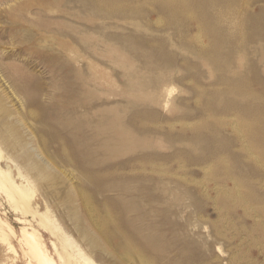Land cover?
Instances as JSON below:
<instances>
[{"label": "rangeland", "instance_id": "obj_1", "mask_svg": "<svg viewBox=\"0 0 264 264\" xmlns=\"http://www.w3.org/2000/svg\"><path fill=\"white\" fill-rule=\"evenodd\" d=\"M0 150L98 264H264V0H0Z\"/></svg>", "mask_w": 264, "mask_h": 264}, {"label": "bare ground", "instance_id": "obj_2", "mask_svg": "<svg viewBox=\"0 0 264 264\" xmlns=\"http://www.w3.org/2000/svg\"><path fill=\"white\" fill-rule=\"evenodd\" d=\"M1 153L0 150V158L3 157ZM18 176L21 180L19 182L16 181L15 177L11 174L9 166L7 168L0 166V191L4 193V196L8 201L7 203L10 204L12 210L21 215L20 217L15 218L16 221L21 224L18 232H16L14 227L5 218L0 216V238L5 242V250L16 253L15 247L11 241V238H15L18 242L26 246L24 254L28 255L29 258L25 264H58L54 261L51 254L48 253L43 239L37 236V226L42 225L57 236V241L59 240L61 249L58 248L56 241H50L60 261L59 264H69L72 260L75 264H98L92 260L86 252H84V250L64 232V230L63 232H60V234H56L60 231V225H55L52 217L46 215L47 209L41 211L35 202L30 201V188L28 187L30 181L19 171ZM54 230L58 231L55 233Z\"/></svg>", "mask_w": 264, "mask_h": 264}]
</instances>
